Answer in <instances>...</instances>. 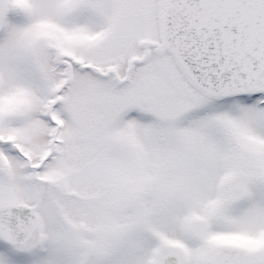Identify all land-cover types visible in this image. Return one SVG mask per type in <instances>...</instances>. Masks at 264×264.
I'll list each match as a JSON object with an SVG mask.
<instances>
[{"label": "snow or ice", "instance_id": "1", "mask_svg": "<svg viewBox=\"0 0 264 264\" xmlns=\"http://www.w3.org/2000/svg\"><path fill=\"white\" fill-rule=\"evenodd\" d=\"M0 264H264V0H0Z\"/></svg>", "mask_w": 264, "mask_h": 264}]
</instances>
